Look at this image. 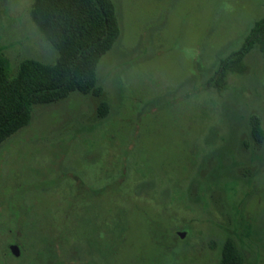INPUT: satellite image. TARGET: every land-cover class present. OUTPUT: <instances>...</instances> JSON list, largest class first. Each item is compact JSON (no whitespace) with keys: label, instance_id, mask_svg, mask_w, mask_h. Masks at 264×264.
<instances>
[{"label":"rangeland","instance_id":"obj_1","mask_svg":"<svg viewBox=\"0 0 264 264\" xmlns=\"http://www.w3.org/2000/svg\"><path fill=\"white\" fill-rule=\"evenodd\" d=\"M33 1L0 0L10 78L22 61L58 59ZM111 2L119 36L97 66L102 95L34 106L0 145V264H221L228 240L242 264H264V137L249 124L264 131V51L207 86L264 0Z\"/></svg>","mask_w":264,"mask_h":264},{"label":"trees","instance_id":"obj_2","mask_svg":"<svg viewBox=\"0 0 264 264\" xmlns=\"http://www.w3.org/2000/svg\"><path fill=\"white\" fill-rule=\"evenodd\" d=\"M30 17L58 59L54 65L22 61L10 78L0 53V145L29 125L34 106L56 103L74 92L101 96L97 66L119 36L111 0H34ZM257 47L264 51V19L254 25L238 51L221 60L208 88L219 89L227 74L242 73L245 55ZM108 111L109 105L100 103L98 113L104 116ZM249 124L251 136L261 143L264 131L259 118L251 117ZM242 263V253L228 240L221 264Z\"/></svg>","mask_w":264,"mask_h":264},{"label":"water","instance_id":"obj_3","mask_svg":"<svg viewBox=\"0 0 264 264\" xmlns=\"http://www.w3.org/2000/svg\"><path fill=\"white\" fill-rule=\"evenodd\" d=\"M178 236L180 238H183L185 236V234L184 233H179ZM9 249H10L11 253L14 256H19L20 255V249H19V247L17 245H10Z\"/></svg>","mask_w":264,"mask_h":264}]
</instances>
